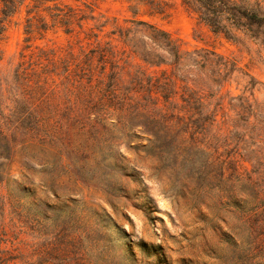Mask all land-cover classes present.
<instances>
[{
    "label": "rangeland",
    "instance_id": "374dc122",
    "mask_svg": "<svg viewBox=\"0 0 264 264\" xmlns=\"http://www.w3.org/2000/svg\"><path fill=\"white\" fill-rule=\"evenodd\" d=\"M57 1L88 4L109 19L106 31L135 10L182 49L208 48L229 59L235 70L224 87L210 85L217 90L213 102L221 98L228 117L220 110L196 149L152 143L139 129L128 138L114 131L113 140L102 141L53 123L44 127L46 142L54 145L48 148L64 151L61 142L70 139L78 146L90 141L88 149L61 157L11 147L0 137V255L13 257L8 264H264V231L255 249L248 206L236 205L264 191V131L244 124L254 117L242 113L238 100L229 104L231 96L248 97L264 122V43L213 33L182 0ZM32 3L26 0L0 39V78L11 73L22 50L67 48L60 30L24 40L26 5Z\"/></svg>",
    "mask_w": 264,
    "mask_h": 264
},
{
    "label": "trees",
    "instance_id": "16d2710c",
    "mask_svg": "<svg viewBox=\"0 0 264 264\" xmlns=\"http://www.w3.org/2000/svg\"><path fill=\"white\" fill-rule=\"evenodd\" d=\"M182 1L213 33L233 41L243 36L264 43L261 1ZM32 2L26 5L24 40L60 30L68 36V45L64 52L45 45H35L28 53L22 50L11 73L0 78V137L7 145H28L48 154L57 151L61 157L78 156L79 150L88 149L90 141L78 146L70 139L61 142L66 152L48 148L54 145L46 142L49 131L44 127L53 123L58 129H77L102 141L113 140L114 131L128 138L139 129L152 143L178 148L189 144L196 149L218 123L220 110L222 117H228L221 98L214 102L213 98L235 70L229 59L208 48L182 49L168 31L137 18L135 10L124 22L114 19L106 31L109 19L96 16L86 3L83 7L57 0ZM25 3L0 0V39ZM29 47L32 44L27 43ZM215 57L224 61L216 64ZM233 100L239 101L242 113L247 109L254 117L250 123L246 118L250 115H243L244 124L264 131L259 106L243 95L231 96L230 106H235ZM236 205L248 206L247 220L258 249L256 241L264 231V191ZM11 258L0 255V264H8Z\"/></svg>",
    "mask_w": 264,
    "mask_h": 264
}]
</instances>
